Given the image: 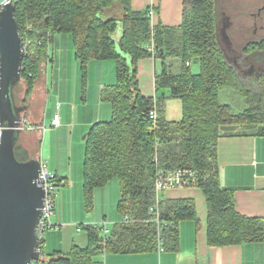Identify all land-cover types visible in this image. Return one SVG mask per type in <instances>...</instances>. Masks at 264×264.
Wrapping results in <instances>:
<instances>
[{"label":"trees","instance_id":"trees-1","mask_svg":"<svg viewBox=\"0 0 264 264\" xmlns=\"http://www.w3.org/2000/svg\"><path fill=\"white\" fill-rule=\"evenodd\" d=\"M12 1L19 33L25 32L30 39L20 70L27 90L40 76L47 44L56 32L71 35L75 58L82 70L83 89L90 60H114L115 81L102 92L103 99L111 104V117L94 123L85 135L83 196L87 209H92L94 189L116 177L120 189L117 210L121 216L129 217V221L112 226L104 246L95 226H86L85 247L72 245L67 252L46 254L41 251L39 240L41 259L32 264H91L102 251L134 253L156 249L158 228L164 250L176 251L179 223L188 219L198 223L195 203L191 198H158L154 180L160 170L198 171L195 186L201 190L206 204L208 245L264 241V219L236 210L234 192L220 186L217 169V140L224 126L264 123V74L258 71L257 76L245 75L223 54L215 0H183L182 23L153 25L152 36L148 8L133 9L130 0ZM114 7L119 16L112 13L102 17ZM118 28L122 55L116 53L112 37ZM151 38L157 48L155 59L161 64V70L155 73V87L168 92V96H144L139 89L137 63L151 55L144 47ZM260 47L264 49V43L250 46ZM169 58L178 60L177 73L172 71L173 63L166 61ZM242 63L247 66L250 62L243 59ZM192 65L198 66L197 72L192 71ZM245 83L253 89L244 90ZM225 86L245 99V110L234 113L228 104L219 102L218 93ZM168 97L180 100V119L167 118ZM153 109L155 119L150 117ZM17 149L22 157L16 144L15 157L28 160ZM53 180L65 184L56 177ZM156 205V212L151 213L149 209ZM156 214L159 226L153 221Z\"/></svg>","mask_w":264,"mask_h":264},{"label":"crops","instance_id":"crops-1","mask_svg":"<svg viewBox=\"0 0 264 264\" xmlns=\"http://www.w3.org/2000/svg\"><path fill=\"white\" fill-rule=\"evenodd\" d=\"M130 4L136 10L152 8L153 12L150 15L152 27L153 25L178 26L182 23L183 0H130ZM67 39L68 36L63 33L53 35L52 41L47 47L48 63L44 66L41 65L43 67L42 73L34 82L32 92L24 105L15 104L14 88L19 81L12 91L14 104L20 109V115L23 113V119H26L29 125L33 127V129H26V134L31 137L34 136L37 141L42 138L39 147L37 142L33 150L30 149L29 140L26 139L25 143L22 144L24 150L29 153L30 158L38 159L53 177L61 179L65 183L58 186H62V190L59 193L57 203L55 202V214L53 217V222L57 225L55 228H59V231L55 230L53 232L52 230L55 229L53 228L50 229L51 231H45L46 233L44 232L41 236V251L45 247L55 248L46 254L61 250H63L62 252H67L72 245L85 247L88 243L87 231L82 236L73 234V232H70L69 235L66 234L68 223L64 222V211L71 209L70 205L73 203L74 197L69 190V186L72 184V179H80L81 181L82 177H80L81 171L77 169V175H73L75 169H73L72 163L67 165L63 163L61 159L63 145L61 144L66 141L71 144L82 133V138L85 140L86 133L94 123L110 119L111 104L103 99L102 92L105 86L113 84L115 80L111 79L110 74H104L105 67L115 66L114 63L92 59L87 64L90 68L98 69V80L89 98L86 94L81 100L77 98L75 96V84L78 76L76 72L78 61L75 58L74 48L72 49L73 53L69 52L72 69L70 87L68 85L69 73L66 65L60 64L63 61L64 53L62 52L65 50L61 45ZM60 47L64 50L60 49ZM117 49L119 48L116 44L115 50ZM119 51L120 53L122 52L121 49ZM166 61L168 63L172 62L173 66L178 65L177 59L169 58ZM195 66L196 71L192 70L193 72H197L199 69L197 65ZM160 70L159 59L149 56L138 60V84L144 96L157 98L163 93L166 96L169 95L168 92L156 90L154 78L155 73ZM233 91L237 95V91ZM236 97H240L237 102H231L227 99V103H224L228 104L234 113L241 112L247 108L245 99L240 94ZM48 100L50 101V106L46 107L45 104ZM170 100H173V98L168 97L165 101L166 116L169 119L172 118L168 115V102ZM236 103L238 107L234 111L233 105ZM57 104H59L58 107ZM55 111L59 113L60 124L52 127L50 121ZM234 125L240 127L237 128L235 126V128L227 131L225 130L226 126H224L222 134L217 140L219 184L221 187L233 190L236 210L239 213L264 219V123H240ZM19 136L20 133L18 139ZM70 153L71 150H69V156ZM157 197L191 198L194 200L198 223L192 219L183 220L179 223L178 249L176 251H158L156 248L134 253L105 252L102 254L100 252L93 258L91 264H264V241L242 242L218 247L208 245L206 240L207 209L204 196L198 187L167 188L159 191ZM117 213L119 217L112 219L110 231L115 223L122 221L123 216L119 212ZM103 220L108 222L106 215H103L98 220L87 221V223L94 224ZM75 231L80 232L81 230L78 231L76 228ZM66 236L68 240L63 242V244L65 245L64 247L67 245L68 247L58 249L56 247L59 244L57 241L66 240Z\"/></svg>","mask_w":264,"mask_h":264},{"label":"water","instance_id":"water-1","mask_svg":"<svg viewBox=\"0 0 264 264\" xmlns=\"http://www.w3.org/2000/svg\"><path fill=\"white\" fill-rule=\"evenodd\" d=\"M229 23L225 16L222 42L228 43ZM23 56L13 1L0 0V264H32L41 259L37 233L44 196L38 181L41 162L36 158L20 161L14 154L23 119L12 91L20 80Z\"/></svg>","mask_w":264,"mask_h":264},{"label":"rangeland","instance_id":"rangeland-1","mask_svg":"<svg viewBox=\"0 0 264 264\" xmlns=\"http://www.w3.org/2000/svg\"><path fill=\"white\" fill-rule=\"evenodd\" d=\"M216 1L217 0H215V2ZM225 1H226V4H224L220 0V2L224 4L223 5L224 8L225 9L230 8L231 11H234V8L232 7L231 3L236 2L234 5L237 4V6L241 9V13H240L241 21L238 20L237 18H232L229 20L231 23H229V26L226 30V34H227L226 39H227L228 43L223 40V44H224V48H225V50L223 51V54L227 57V55H229V54L235 55L236 53L242 52V58L240 59V62H242V60L244 59L245 61L248 60L250 63L247 66L242 64V67L240 69H241L242 73L247 72L248 76L252 77L251 75L258 72L259 69L262 68L264 70V50H259V49L249 50L246 53V52L240 51V49L246 43V41H243V37L244 38L246 36L251 37L250 35H254L252 38L254 39L255 42H258V41H260V38L262 37L260 35L264 33V29L261 28V26L262 27L264 26V20H261L260 18H255L253 16H252L253 17L252 18L251 16H249V15H251L250 14L251 12L256 11L257 6H260L262 4V1H260V0H231V3H230V0H225ZM218 5H220V3H218ZM112 13L119 16V11L114 7V8H111L109 10H106L102 14V17L103 18L109 17ZM262 14L264 16V11ZM225 16H227V15L224 12H222L220 14L218 27L222 25V20L224 19ZM227 17H229V16H227ZM235 20H236V24L237 23L241 24L240 26H241V29L243 28V31L246 30V31H244V33H242L243 36H241L240 33L235 35V30H233V27H232ZM254 24H255L256 30H257L256 34H252ZM235 27H237V26H235ZM56 33H63V32H56ZM63 34L68 36V39L65 40L63 42V44L61 45V47L64 48L65 50L60 47V49L64 50L62 52V53H64L63 54V61L60 62V64L66 65L67 71L69 73L68 85L70 87L71 83H72V78H71L72 69H71V60H70L69 52L71 51L73 53L72 49L74 47H73L72 38H71L70 33H63ZM239 36H240V38H239ZM112 37L114 40H117V41H114L115 42V48H116V44L118 45V43H120V40H119L120 39V28L117 29V31L112 35ZM50 50H49V52L51 54ZM115 51H116V53L122 55L120 53L119 49H117ZM48 57H49V55L46 51V55L44 54V56L42 58L43 66L48 63V60H47ZM99 61H107V62H111V63L115 64L113 59H104V60H99ZM77 63L78 64L76 65V72H77L78 76H77V80H76V84H75V96L77 98H80V100H81V98L84 96V94H86V96L88 98L91 96V91L94 88V86L98 80L99 72H98L97 68H90V67H88V64L86 65V80L87 81H86V88L83 89L82 84H81V72H82V70H81V67L79 65V62H77ZM113 67H114V71H113ZM159 68L160 67L158 65V69ZM192 70L196 71L195 65L192 66ZM104 71H105L104 72L105 75L110 74L111 79H115V66L112 65L111 67H107V68L105 67ZM172 71L177 73L178 72V65L173 66ZM38 77L39 76H37V79H38ZM37 79H35L34 81H36ZM250 82H252V81L250 80ZM27 88H28L27 84L20 77L19 83L14 88L15 104L24 105L26 103V99L31 94L33 87L31 88V90H27ZM250 88H252V85L245 83L244 90L250 91ZM233 90L230 87H226V86L222 87L218 93L219 102L225 103L227 101V99H229L231 102L232 101L237 102L238 98H240V97H236V96H239V93L237 92V95H235ZM45 105H46V107L50 106V101L48 100ZM233 107H234V111H236L235 109H237L238 104L237 103L234 104ZM168 115L170 117H172L171 119H180V117H181V105H180L179 99L173 98V100H170L168 102ZM21 117L23 119V113H21ZM235 126L236 125H234V124L233 125H227L225 127V130L228 131L230 129L235 128ZM236 127L239 128L240 126H236ZM25 130H26V128H22V127L20 128V136H19V139L16 143V150H17L18 155H21L17 149L19 147V150L21 152L25 153L23 155V157H26V158L28 157V159H30L29 153L26 150H24L22 144L25 143L26 139L29 140L30 149L33 150L35 148L37 142H38V147H39V145L42 141V138H40L39 141H37V139L34 136L31 137L29 134L27 135ZM82 136H83V133L80 136H78L77 138H75L73 140V142H71V144H69V141H66L65 143L61 144V145H63V150L61 153V159H62L63 163L65 165H67L68 163H72V167H73V169H75L73 175H77V173H78V171L76 172V169H77V170L81 171L80 177H82L83 161H84V153H85V140H83ZM69 150H71L70 156H69ZM21 157H22V155H21ZM80 185H81V191H80ZM61 187L62 186L58 187L56 203H57V199L59 197V193L62 190ZM69 188H70L69 190L72 192L74 197H73V203H71V205H70L71 209L64 211V219H65L64 222L68 223L66 226L67 227V230H66L67 235H69L70 232H73V234H78L81 236L85 235L86 231H87V227H85L87 221H94L96 219L98 220V219L102 218L103 215H106V217L108 219L107 220L108 221V227L110 228L111 221H113L112 219H117L119 217V215L117 213L118 211H117L116 203H117L118 198L120 196V192H119V181L116 177L111 178L107 182L106 185L100 187L99 189L94 190L93 206H92V209H89V210L87 209V207L85 205V200H84V196H83L82 180L80 181V179L79 180L72 179V184L69 186ZM53 217H52V219H53ZM87 224H89V223H87ZM73 225H75V226H73ZM76 225L78 227L79 226L81 227L80 232L75 231V229L77 228ZM55 230L59 231V228H55L52 231L54 232ZM48 231H51V230H48ZM48 231H46V232H48ZM67 240H68L67 236H66V240H61V242L58 240L57 242L59 244H57L56 247H58V249L59 248H61V249L67 248L68 245L66 247H64L65 245L63 244V242H66ZM52 249H55V248L45 247V249L43 251L45 253H47V252L52 251ZM61 251H63V250H61Z\"/></svg>","mask_w":264,"mask_h":264},{"label":"built area","instance_id":"built-area-1","mask_svg":"<svg viewBox=\"0 0 264 264\" xmlns=\"http://www.w3.org/2000/svg\"><path fill=\"white\" fill-rule=\"evenodd\" d=\"M152 8H148V15L150 17L152 13ZM154 34L153 27L151 29V36ZM22 39V51L23 55L27 52V47L30 42V39L27 38L26 33L24 32L23 35H21ZM39 43V42H38ZM49 43L47 44L48 47ZM147 51L151 54V57H156L157 54V48L155 47L153 43V39L151 38V42L146 45ZM48 53V51H47ZM43 65V63H42ZM59 104H57V107ZM150 117L152 119H155L157 117L156 110L153 109L150 111ZM51 126L55 127L60 124V116L58 111H55L52 119L50 121ZM26 128V129H33L32 126L29 125L28 121L26 119H23V122L19 125V128ZM41 128V127H40ZM3 126L0 124V138L2 134ZM199 178V173L196 170L192 169H177V170H172V171H157L155 174V180H154V188L156 190V193L158 194L159 191L167 188H175V187H190V186H195L197 184ZM38 181L40 185L43 187L44 190V196H43V201H42V206H41V213L40 217L37 223V233L39 240H41L42 234L50 229L55 228L57 225L53 222L52 217L55 214V202H56V197L58 193V186L62 184V182H57L53 180V176L47 171L45 167L42 166L40 168V172L38 174ZM157 210V205L152 206L149 211L151 213L156 212ZM154 222L159 226V217L158 214L154 217ZM129 221V217L127 214L123 215L122 222H127ZM108 222L106 220H103L98 223L94 224H86L87 226H95L99 229V234H100V244L101 246H104L108 236L110 234V228L108 227ZM77 230H81V227H77ZM160 228H158V236H157V250L158 251H163L164 247L162 245V237L159 233ZM105 251H102V254H104Z\"/></svg>","mask_w":264,"mask_h":264},{"label":"flooded vegetation","instance_id":"flooded-vegetation-1","mask_svg":"<svg viewBox=\"0 0 264 264\" xmlns=\"http://www.w3.org/2000/svg\"><path fill=\"white\" fill-rule=\"evenodd\" d=\"M224 4H226V1L225 0H221ZM260 1H262V4L260 5V6H257V8H256V11L255 12H251L250 14L251 15H249V16H253V17H255V18H260L261 20H264V16H263V11H264V0H260ZM220 3V5H218V3ZM215 3H217L216 5H215V14H216V17L219 19V16H220V14L222 13V12H224V13H226V15L227 16H229L230 18H229V20L230 19H232V18H237L238 20H240L241 21V19H240V13H241V9L237 6V4L236 5H234L236 2H233V3H231V0H230V3L232 4V7L234 8V11H231L230 10V8H227V9H225L224 8V4L223 3H221L220 2V0H217ZM219 9V10H218ZM224 10V11H223ZM252 17V18H253ZM232 21V20H231ZM231 23V22H230ZM236 20L234 21V23H233V30H235V35H237L238 33H240L241 34V36H243V34L242 33H244V31H246V30H244L243 31V28L241 29V24H239V23H237L236 25ZM235 26H237V27H235ZM261 28L262 29H264V26L262 27L261 26ZM256 32H257V30H256V26H255V24H254V28H253V32H252V34H256ZM233 36V35H232ZM251 37H248V36H246L245 38L243 37V41H246V43H245V45L244 46H242L241 47V49H240V51H243V52H245V51H249V50H256L255 48H250V46L251 45H256V44H259L260 42L261 43H264V33L263 34H261L260 36H262L261 38H260V41H258V42H255L254 41V39L252 38L254 35H250ZM239 38H240V36H239ZM257 49H259V50H262L263 48L262 47H260V48H257ZM264 50V49H263ZM246 52V53H247ZM227 57H228V59H231V60H233L234 62H235V64L239 67V68H241L242 67V64H244V63H242V62H240V59L242 58V52H239V53H236L235 55H227ZM259 71L261 72V74H264V70L261 68V69H259ZM245 73V75H248V73L247 72H244ZM257 73L258 72H256L255 74H253V75H255V76H257Z\"/></svg>","mask_w":264,"mask_h":264}]
</instances>
